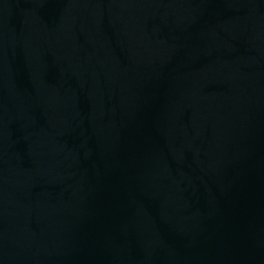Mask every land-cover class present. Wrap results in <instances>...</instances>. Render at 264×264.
Wrapping results in <instances>:
<instances>
[{
	"label": "water",
	"instance_id": "95a60500",
	"mask_svg": "<svg viewBox=\"0 0 264 264\" xmlns=\"http://www.w3.org/2000/svg\"><path fill=\"white\" fill-rule=\"evenodd\" d=\"M0 264H264V0H0Z\"/></svg>",
	"mask_w": 264,
	"mask_h": 264
}]
</instances>
